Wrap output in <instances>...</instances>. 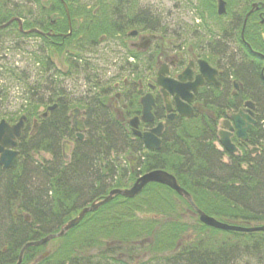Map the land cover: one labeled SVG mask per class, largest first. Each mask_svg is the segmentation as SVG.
I'll list each match as a JSON object with an SVG mask.
<instances>
[{
  "label": "trees",
  "instance_id": "obj_1",
  "mask_svg": "<svg viewBox=\"0 0 264 264\" xmlns=\"http://www.w3.org/2000/svg\"><path fill=\"white\" fill-rule=\"evenodd\" d=\"M62 1L68 7L72 26V33L67 38L58 35L68 31L60 0H35L36 5L50 16L46 20L44 15L39 22L22 17L0 2V23L17 17L22 20L24 31L37 29L54 33L53 37L34 32L23 34L19 32L16 21L6 27L14 29L18 36L39 37L48 51L65 56L71 67L74 66L68 60L80 61L84 47L93 48L101 37L124 34L126 29L136 25L144 27L142 22L138 24L133 20L131 14L117 11L118 8L116 12L108 10V7L88 10L83 7L75 11V0ZM226 1L228 14L230 7L237 6L239 0ZM200 3L196 8L198 17L203 19L206 13L215 19L220 18L216 15L215 0H201ZM244 7L240 15L234 16L232 26L224 30L223 40H237L242 44L240 29L250 5L245 4ZM28 15H31L30 11ZM76 15L82 18L80 25L76 24ZM254 16L252 14L247 19L244 40L252 51L264 54V43L251 31ZM124 24L127 25L123 30ZM244 50L245 69L234 62L233 55L226 57L225 63V68L239 69L238 74L234 73V79L243 84V91L233 100L218 97L216 105L211 107L214 117L196 114L187 120L179 116L174 120L165 119L162 146L158 151H147L142 140L133 136L125 122L140 111L139 90L128 98L121 119L110 110L105 93L86 95L78 101L76 106L83 108L86 117L82 140H78L71 129L70 103L61 91L53 89L48 95H42L38 93L39 85L26 92L25 105L16 113H8L1 118L12 124L22 115L26 116L17 140L18 163L10 169L0 166V264H15L20 249L27 242L58 232L82 207L102 199L113 188L128 187L137 177L154 169L171 173L179 186L190 194L195 206L207 215L245 227L264 225V79L259 73L262 60L247 47ZM139 54L134 56L135 60ZM239 59L242 60L241 57ZM50 62L49 55L42 59L46 68ZM84 67L91 69L92 66L85 62ZM242 100H250L258 107V125L250 131L246 145L259 148V152L252 155L245 146H241L240 155H227L225 160L226 153L215 145L216 120L224 115L225 108H236ZM53 104L56 107L41 117L39 109L45 110ZM62 139L73 143L68 160L62 154ZM133 152L137 157L135 168L131 169L130 164L124 167L119 157ZM39 153H47L50 158H34ZM142 196L144 198H140ZM115 206L120 209L117 211ZM186 209L194 213L174 191L161 184L149 183L136 197L116 195L96 211L87 213L76 227L54 240L53 243H58L55 247H60L59 251L54 250L44 259L38 260L42 247L27 248L20 264H107L108 254L101 250L103 241L110 238L120 244L116 251L125 250L121 249V243L135 241L139 243L137 252L141 250L140 244H150L147 247L153 257L161 252H172L166 258L168 264H228L232 255L226 251L225 242L213 243L207 234H203L207 240L195 236L191 243L179 245V240L188 230L186 221L181 220ZM191 226L196 229V235L208 231L210 236H244L257 238L250 241L252 247L264 245L263 232L221 231L199 222ZM78 230L80 235L73 237ZM92 250L98 253L93 255ZM114 250L109 254H116L115 259L120 263L119 252ZM133 250L130 249V253ZM86 252L88 255H84Z\"/></svg>",
  "mask_w": 264,
  "mask_h": 264
},
{
  "label": "rangeland",
  "instance_id": "obj_2",
  "mask_svg": "<svg viewBox=\"0 0 264 264\" xmlns=\"http://www.w3.org/2000/svg\"><path fill=\"white\" fill-rule=\"evenodd\" d=\"M115 1L75 0L73 6L75 11L83 7L86 10L108 7L107 9L112 12H116V8H118L117 11L122 10L125 14H131L133 20H137L138 24L140 22L144 24V27L143 25H136L131 30H137L142 35L159 36V40L163 41L166 48L168 47V51L170 50L169 54L181 52L180 49L182 52L188 53L191 48L198 52L199 48H197V45L199 44L203 46L202 50L205 54L211 51L213 54L212 60L220 64V59L225 63L226 57L229 55L235 56L234 50H239L236 43L228 44V40H223L221 36L224 30H228V27H230L229 23L233 17L243 12L245 8L243 5L244 1L240 0L241 3L237 6L236 4L232 5L230 12L220 19L210 17L206 13L203 15V19L198 17L196 8L201 4V0H121L117 1L118 3ZM0 2L9 9L11 7V10L18 12L26 19L32 18L39 22V19H43V16L46 15V10H41L36 5L35 0H0ZM28 11L31 12L30 16ZM49 18L50 16H45L46 20ZM51 18H54V15ZM75 18L76 24L80 25L79 22H81L82 18L77 17V15ZM129 32L130 30L127 29L124 34L103 38V42L98 40L97 45L93 48L86 49L84 47L82 54L79 56L81 58L80 61L68 60L74 66L71 67L66 63L65 56L48 51L39 37L18 36L14 29L11 28L1 31L0 120L2 116L8 113L19 111L25 105L26 92L33 91L39 85L38 93L42 95H48L47 93L53 89L61 91L65 99L70 103V110L73 108L79 109L77 119H82L83 122L86 119L85 112L82 107L76 106V103L86 95L107 94L106 98L110 109L119 116L122 107L128 103V98L133 93L131 91L134 88L133 83L137 82V85L139 82L141 83L140 95H143L146 92L145 84L149 76L148 70L152 66L154 71L157 69L155 63L151 61L154 45H151L147 51H141L138 59L132 62V65L127 64L122 44H126L128 41L139 42L138 38L128 36ZM209 42L212 46L210 49L207 46ZM156 45H160V43H156ZM47 55H49V60L51 61L48 68L42 63V59H45ZM162 59L159 61L162 62ZM38 60H41V62H38ZM85 62L92 66L91 69L84 67ZM234 62H236V57ZM43 110V108H40L39 112L41 113ZM131 117H128L127 120ZM30 123L32 124V122ZM85 131L86 129H84L83 134H85ZM65 140L67 139H62L60 144ZM215 145L218 146L217 143ZM65 147L68 148L66 153L69 158L72 148H69L67 144H65ZM35 157L50 158L47 153H39L38 156L34 155ZM119 161L124 167L131 164L132 169H134L137 157L134 152L125 153L122 157H119ZM130 185L128 184V186ZM140 198H144V196ZM115 208H117V211L120 209L118 206H115ZM181 220L186 221L188 230L179 240L180 246L191 243V240L196 238L195 236L203 237L204 240H207L205 235H203L207 234L208 237L212 238L211 242L213 243L225 242L226 251L230 253L229 255H232L228 264H264V245L260 244L252 247V242H250L257 238L247 239L244 236L224 234L210 236L211 234L208 231L196 235L194 231L196 229L191 225L198 223L197 217L187 209ZM79 233V230L74 232L73 237L79 236ZM247 243H249L248 246H245ZM56 244L58 243L49 242L41 251L53 249L59 251L60 247H55ZM119 245V242L113 238L103 241V250L101 252L108 254L106 256L107 261L109 260L107 264H168L166 258L172 253L161 252L153 257L147 247L150 244H147V246L146 244H140L142 246L140 247L141 250L137 252L136 248L138 249V247L136 246L139 243L129 241L121 243V249L126 250L121 253H130V249L133 248L134 258L123 256L121 258L122 261L118 263L115 259L116 254L110 255L109 251H113V249L116 251ZM116 252H119V250ZM97 253L92 251L93 255ZM135 253L139 256L138 260Z\"/></svg>",
  "mask_w": 264,
  "mask_h": 264
},
{
  "label": "water",
  "instance_id": "obj_3",
  "mask_svg": "<svg viewBox=\"0 0 264 264\" xmlns=\"http://www.w3.org/2000/svg\"><path fill=\"white\" fill-rule=\"evenodd\" d=\"M63 5L68 19V26H69L68 34H70L71 24L69 20V12L65 3ZM254 7H256V4H253L250 11L245 15L244 25L246 24V20L250 15V13L253 11ZM216 12L218 16L224 15L226 13V2L224 0H217ZM13 20H16L18 22L19 31L23 32L21 22L19 19H11L5 25H3V27L9 25ZM29 32L38 33V31L35 29L26 31L25 33H29ZM134 34H136L135 31L132 32L131 35ZM242 37H243V30L241 31V38ZM149 41H150L149 39L145 40V42L142 45V48H146L149 45ZM198 63H199L201 75L205 76L208 81L219 85L215 80L217 71L211 68L208 65V63L205 61L200 60ZM166 70L167 68L165 65H162L161 69H159L156 79L157 84L161 86L163 91L166 90L167 93H169L174 97V103L177 113L181 117L187 119L191 118L193 116V110L189 106V102L191 101V99L188 98V93H190L191 90L196 92L198 85L201 83H199V81L196 80L193 84L190 85L183 84L186 78L190 75V65H188V67H186V69L178 76L177 80L166 77L165 76V74L167 73ZM165 94L166 93L164 92V95ZM140 104H141V116L134 117L131 120H129L128 122L129 126L131 127L133 135L135 137H139L142 139L145 149L156 151L160 148L159 137L161 135L163 125L162 123H158L156 127L153 128L151 131L140 132L138 129L140 121L143 123L153 122V115L151 113L153 106L152 97L149 94L144 95L140 99ZM165 106H166V112L168 113V119H173L175 113H173V108L171 106V103L166 99H165ZM245 106L247 107L248 113L253 115L251 111L254 108L253 103L245 102ZM54 108L55 105L47 107L46 111L41 116L45 117L47 115V112L53 110ZM71 113H72L71 128L76 132L78 139L82 140L83 139L82 132L84 130V124L81 119H77L79 115V111L78 109H74ZM25 119L26 118L24 116H21L18 122L13 125H9L4 120L0 121V165L2 166L3 169L13 168L18 163L19 154L16 150V146H17L16 140L21 135V130L23 128ZM244 119H241L239 115H232L230 121L226 120L220 123L222 129H220L217 132L218 142L228 154H240L235 144H233L231 141V136L233 135V131H235L238 139L242 141L247 140V130L251 128L252 124H254V120L248 114L244 115ZM64 144L62 146V150L64 157L67 158L66 152L68 148L65 147ZM252 152H255V149ZM149 183H158L164 185L170 188L171 190H173L174 192H176L177 195H179L180 197L184 198L195 210L196 214L198 215L199 222L207 227L221 231H232L239 233H253V232L264 233V225L245 227L239 224H229V223L221 222L205 214L194 205L190 194L185 189L179 186L175 177L172 174L161 169H155L139 176L129 188L111 189L107 193V195H105L102 199L98 201H94L89 206L82 208L74 218L70 219L60 228L58 233L47 235L46 237L38 241L26 243L20 250L18 261L15 264L21 263L23 253L26 248L36 247L45 244L54 238L63 236L65 232L75 227L87 213L97 210L101 205L111 201L115 195H121L125 198H133L139 193H141L144 187Z\"/></svg>",
  "mask_w": 264,
  "mask_h": 264
},
{
  "label": "flooded vegetation",
  "instance_id": "obj_4",
  "mask_svg": "<svg viewBox=\"0 0 264 264\" xmlns=\"http://www.w3.org/2000/svg\"><path fill=\"white\" fill-rule=\"evenodd\" d=\"M241 1H244V4H243L244 6H245V4H249L250 9L252 8L253 4H256V7L253 8L252 13L249 15V16H252V14L253 15L255 14V16L253 17V22H252L253 27H252L251 31H252L253 36L258 37L259 40L264 43V0H256V1L254 0V1H250V2H249V0H241ZM241 1L237 2V5H239L241 3ZM216 4H217V0H215V10H216ZM244 18H245V15H244ZM244 18H243L242 26L240 29V38H241V30L243 28ZM233 19H234V17H233ZM233 19L229 23L230 27L233 24L232 23ZM256 23H258L257 25H259V26H257ZM2 24L3 23H0V30L4 29L1 27ZM126 25L127 24H124V26L122 27L123 30H124ZM48 32H49V30L43 32L44 33L43 35L47 36L46 34ZM244 33L245 32L243 30V37L241 38L242 44H240L237 40H228V42H229L228 44H231V43L235 44L236 43L239 47V50L238 49L234 50V52H235L234 58L236 57V64L238 66L242 65V68L245 69V63L246 62H245V50L244 49H245V47H247L248 51H251V53H254L253 55H255V57L261 58L262 64L260 65L259 73H260L261 78L264 79V54H260V53H258V51L249 50V46L244 40ZM142 36H145V35L139 34V32L137 31V34L134 35L133 38H138L139 42L128 41L126 44L125 43L122 44L124 46L125 55L127 57L126 61L128 62L129 65H132V62H135L134 56L139 51H142V45H143V41H144V38ZM147 36H150V35H147ZM159 38L160 37L157 36L156 40H153L151 43V45H154L153 53H152V62L155 63L157 69L154 71L153 66H152L148 70L149 76H148L147 82L145 84L146 85V92L145 93L149 94L153 100V106H152V110H151L152 115H153V122H149V123L139 122V129L142 132L151 131L156 126V124L158 122H162L163 123V130H162V133L160 136L161 146H162L163 134L165 132V118H166L164 100L165 99L169 100L174 107V97L172 95H170L169 93H167L166 90L163 91L161 86H159L156 82L157 73H158L159 69H161L162 65H165L167 68V70H166L167 73L165 74V76L170 78V79H174V80H177L178 76L186 69V67H188V65H190V75L186 78V80L183 82V84H189L190 85V84H193L196 80L199 81V83H201L198 85L196 92L191 90L190 93H188V98L191 99V101L189 102V106L192 108L194 116L196 114H198V115L205 114V115H210V116L214 117L215 114L212 113L211 107L212 106L214 107L216 105L218 97H220L222 99L224 98V100H227V99L233 100L234 97H236L239 94V92L243 91L244 87L240 81H236L234 79V73L238 74L239 69L236 70L234 68H229V67L225 68L226 60H225V63L222 62L221 59H220V64L215 63L214 62L215 60L214 61L212 60V56H213L212 52L210 51V52L205 54V52L202 50L203 46H201L199 44L197 45V48H199L198 52L191 48L188 53L187 52L184 53L180 49L181 52H175L173 54H169L170 50L168 51V47L166 48L163 41L162 40L160 41ZM103 41H104V39L103 40L100 39V42H103ZM154 42H155V44L160 43V45L155 46ZM241 45L244 47H242ZM207 46L209 49H210V47H212L210 45V42L207 43ZM240 57L242 58V60L239 59ZM161 58H163L162 62L159 61ZM154 59H156V61H153ZM200 60L206 61L211 68H213L217 71V74L215 76V80L219 85H217L216 83L208 81L205 76L201 75L200 67H199V63H198ZM236 68H238V67L236 66ZM133 87L134 88L131 91L136 95L138 90H139L138 92H140L142 86L140 83L139 88H137V82H134ZM164 92L166 93L165 95H164ZM142 96L143 95L139 96V99H138L139 103H140V98ZM245 101L246 100H242L241 102H239V105L236 108H233V107L225 108L226 110H225L224 115H222L218 120H216V122H217L216 133L218 132V130L221 129V128H219L220 127L219 124L221 121H223V120L230 121L232 115H239V117L241 119H244V115L248 114L254 120V124H252L251 128H249L247 130V140H245V142L240 141L237 138L235 131H233V135L231 136V140L237 146V148L239 150L241 149V146H245V149L249 150L251 153V150L254 149L255 147H252L251 145L249 146L246 144L248 142L250 131H252L253 129H256V127L258 125V118H257L258 113H257L256 106L254 107V109L251 110L253 115L248 113L247 108L244 107ZM123 107H125V106H123ZM174 112H176V110H174ZM140 113H141V111H139V113L135 112V114L132 117H140L141 116ZM122 116H123V110L120 112L119 117L122 118ZM177 116H178V114H176L175 117H177ZM128 120H126L127 125L129 122ZM128 127H129V125H128ZM258 152H259V148H257V150H255L254 153L257 154ZM227 155L228 154H226L224 156V158H227ZM91 203L87 204L84 207L89 206ZM84 207H82V208H84ZM60 228H59V230H60ZM65 234L63 236H65ZM53 250H46L44 252L39 251L38 255H41L43 253H47V255H50L53 252ZM92 251H96V250H92ZM123 251H119L118 255H119L120 259L123 258V256H128L130 258H134L133 253H121ZM84 255H88V253L86 252V253H84ZM135 255H136V258L138 260L139 256H137L136 253H135ZM66 264H68V263H66Z\"/></svg>",
  "mask_w": 264,
  "mask_h": 264
}]
</instances>
